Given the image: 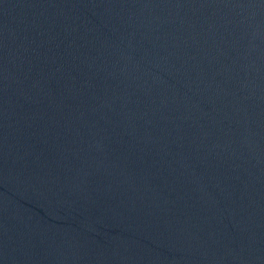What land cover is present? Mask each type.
<instances>
[{
  "label": "water",
  "instance_id": "95a60500",
  "mask_svg": "<svg viewBox=\"0 0 264 264\" xmlns=\"http://www.w3.org/2000/svg\"><path fill=\"white\" fill-rule=\"evenodd\" d=\"M0 264H264V0H0Z\"/></svg>",
  "mask_w": 264,
  "mask_h": 264
}]
</instances>
